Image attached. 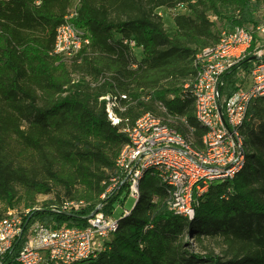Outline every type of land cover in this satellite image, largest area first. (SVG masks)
I'll return each mask as SVG.
<instances>
[{"label":"trees","instance_id":"obj_1","mask_svg":"<svg viewBox=\"0 0 264 264\" xmlns=\"http://www.w3.org/2000/svg\"><path fill=\"white\" fill-rule=\"evenodd\" d=\"M75 1L0 0V220L8 208H33L40 196H49L33 220L86 226L128 142L100 101L107 94L131 99L119 112L130 124L153 113L201 147L205 130L197 125L186 87L196 75L194 58L219 42L220 27L259 24L260 2L252 0H78L74 24L88 32L91 45L70 65L52 53L57 28ZM178 6L187 12L176 15L169 29L158 11ZM252 61L247 57L223 76L224 97L238 89V68ZM73 75L81 77L78 84ZM249 115L243 170L214 182L193 219L170 211L168 189L147 175L108 249L74 264H264L263 99L252 102ZM119 194L107 199L106 214L113 213ZM65 202L84 207L53 210ZM186 238L200 245L215 240L220 253L208 247L194 253ZM20 249L16 244L5 264H19Z\"/></svg>","mask_w":264,"mask_h":264},{"label":"built area","instance_id":"obj_2","mask_svg":"<svg viewBox=\"0 0 264 264\" xmlns=\"http://www.w3.org/2000/svg\"><path fill=\"white\" fill-rule=\"evenodd\" d=\"M78 8L76 0L57 28L52 53L70 65L80 62L82 52L88 51L91 45L88 32L74 24ZM182 10L180 14L187 12L185 6H178L160 9L158 14L164 18V11ZM210 20L218 22L216 16L211 15ZM125 43L136 48L134 41ZM247 57H252L253 61L248 68H238L237 91L231 97H224L223 76ZM193 65L196 75L186 87L195 100L197 125L205 130L201 147L170 127L162 116L146 113L134 124L122 119L119 112H125L131 102L127 95L101 97L109 119L113 125L121 126L128 142L120 151L115 171L104 183L106 191L86 226L56 227L33 220L32 212L42 210L49 196H40L33 208H8L0 220V264H5L16 244L21 246L15 258L19 264H74L97 258L108 249L107 243L119 228V219L116 220L113 213H105L107 199L118 193L121 198L126 192L128 198L137 202L147 175H154L168 189L170 211L193 219L203 195L214 182L232 180L243 170L247 161L243 128L251 120L252 102L258 98L264 100V24L235 25L232 29L220 27L219 42L199 52ZM80 80L79 75H73L72 84ZM160 109L166 112L164 107ZM83 207L81 202H65L60 209L53 207V210L71 212ZM130 213L126 210L123 215Z\"/></svg>","mask_w":264,"mask_h":264},{"label":"rangeland","instance_id":"obj_3","mask_svg":"<svg viewBox=\"0 0 264 264\" xmlns=\"http://www.w3.org/2000/svg\"><path fill=\"white\" fill-rule=\"evenodd\" d=\"M253 3H258L260 2V7L256 6L258 11H257V20L259 23H263L264 24V0H252ZM180 12L182 11H176L174 13L171 12H165L164 11V20L166 22V25L168 26L169 29H171L173 27V18L175 15L180 14ZM220 25V24H219ZM137 55H140V51H136ZM136 204V199L133 198H128L127 197V193L124 192L121 196V198H119L114 204H113V216L116 220L121 219L123 213L128 210L131 211L133 209V207ZM19 207H24L23 204H21ZM4 210V206L0 203V211ZM186 241L190 243V248L189 250L194 252V253H201V254H205L206 250L204 247H208L210 249H214V251L216 252V254L220 253V250L218 249V243L215 240H211V239H204V244L200 245L198 242L194 241L193 239H189L186 238Z\"/></svg>","mask_w":264,"mask_h":264},{"label":"water","instance_id":"obj_4","mask_svg":"<svg viewBox=\"0 0 264 264\" xmlns=\"http://www.w3.org/2000/svg\"><path fill=\"white\" fill-rule=\"evenodd\" d=\"M253 59H255V57H253ZM93 216V215H92Z\"/></svg>","mask_w":264,"mask_h":264}]
</instances>
